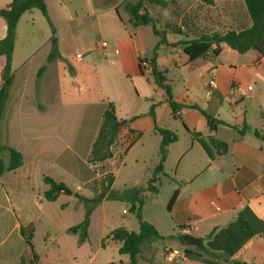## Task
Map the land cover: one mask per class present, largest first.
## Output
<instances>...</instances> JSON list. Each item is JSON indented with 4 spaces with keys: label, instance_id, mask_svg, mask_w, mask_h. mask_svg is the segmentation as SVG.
I'll return each mask as SVG.
<instances>
[{
    "label": "crops",
    "instance_id": "crops-1",
    "mask_svg": "<svg viewBox=\"0 0 264 264\" xmlns=\"http://www.w3.org/2000/svg\"><path fill=\"white\" fill-rule=\"evenodd\" d=\"M12 1L0 0V10ZM126 1L134 0H87L89 10L83 13L74 10L69 0H46L53 28L38 9L25 13L18 23L0 145L8 153L9 149L20 152L24 163L0 176V230L5 232L0 247L12 241L6 253L0 251V264L8 257L14 264L32 259L13 247L14 241L25 243L21 227L33 225L36 230L35 221L20 220L18 215L31 205L45 219L52 209L49 204L70 218L67 232L90 217L88 239L78 245L86 246L93 232H98L100 242L87 264L95 261L100 250H111L107 264H128L129 257L119 254L120 243L107 240L105 247L102 244L116 229L138 232L134 214L136 221L127 219L126 210L121 215L123 203L107 196L88 214L75 195L99 197L106 173L113 174L111 189L118 193L146 187L161 160L162 138L157 128L171 130L178 141L168 147L163 173L156 175L157 193L143 194L142 217L166 240H146L137 264H155L158 254L162 264H169L167 250L187 247L205 248L209 253L200 255V260L187 258L176 264H264V140L254 135L255 131L264 135L263 55L254 50L241 54L223 43L217 58L191 61L184 49L195 35L168 34L167 43L162 44L151 26L131 23L123 6ZM114 5L116 15L107 9ZM96 7L104 10L96 11ZM150 10L159 27L168 22L181 26L182 19L188 18L210 32L237 28L246 19L243 0H168L167 8ZM6 36L7 23L0 16V41ZM66 38L71 49L66 47ZM54 48L57 56L49 62ZM155 49L158 72L171 87L174 101L186 106L178 113L180 118L154 79L149 61ZM5 64L1 56L0 88ZM235 88L239 91L232 96ZM109 104L114 105L118 120L129 123L119 129L112 158L93 164V145ZM153 106L155 118L150 116ZM192 106L227 126L211 134L206 119ZM243 125L250 129L244 135L231 128ZM130 130L136 132L135 137L139 133L132 145ZM194 132L205 139L214 135L228 145L227 154L211 159ZM2 156L8 166L10 154ZM46 177L64 184L72 194L58 193L56 201L48 202ZM175 193L177 198L169 208ZM180 236L201 239L202 246H185ZM54 241L48 234V245Z\"/></svg>",
    "mask_w": 264,
    "mask_h": 264
},
{
    "label": "trees",
    "instance_id": "trees-1",
    "mask_svg": "<svg viewBox=\"0 0 264 264\" xmlns=\"http://www.w3.org/2000/svg\"><path fill=\"white\" fill-rule=\"evenodd\" d=\"M243 2L245 6V18L247 20H242L240 23L241 25H239L237 28L232 27L230 29H224L222 31L220 30L215 32H210L206 27L200 29L196 24L190 23L188 18L184 19L181 26L174 22H168L159 27L156 19L151 14L150 9L167 8L168 0L126 1L124 2L123 6L124 10L131 16V23L134 26H151L154 35L161 38L162 44L167 43L168 34L185 35L190 33L195 35V37L189 43H187V47L184 49V52L189 56L191 61L207 58L209 56L212 58H217L220 55L221 44L223 43L241 54L254 50L259 52L264 57V0H243ZM33 9H38L53 28L49 18L46 0H13L8 7L0 10V16L7 23V36L4 40L0 41V57L4 56L6 58V64L3 71L4 84L0 88V120L4 113L9 88L12 83V58L14 43L16 40L17 26L21 17ZM56 52L57 50L54 48L51 55L49 56V62H52V60L55 59L57 56ZM144 61L145 60H142L141 62L143 63ZM149 63L152 67V73L158 87L164 90L166 93L167 102H169L172 111L175 115H177L178 118H180L178 113L186 106L177 104L174 101L171 87L165 84V77L162 73L158 72L157 49H155ZM43 71L44 70L42 69L40 74H42ZM189 108L198 110L200 114L206 119L211 134H214L219 126H227L224 122L213 118L198 106H192ZM150 116L155 118L154 106L151 108ZM128 123L129 121L118 120L114 105H108V108L103 115V124L101 130L95 144L93 145L90 163H104L112 158V147L115 145L118 139L119 129ZM185 128L187 129L186 126ZM231 128L240 135H244L246 132L250 131L247 125H243L242 127L233 126ZM157 130L162 138L160 145L161 160L155 169L153 178L146 187H134L122 193H118L111 189L114 183L113 174L106 173L100 182L101 195L99 197L91 200L80 195H75L86 205L88 214L92 213L95 205L98 204L102 198H104V196H107L108 200L127 202L131 205L130 211L138 220L139 231L129 232L124 228L116 229L103 239L102 244L105 247L107 240L120 243L119 254L129 257L128 264L138 263V257L142 252V246L146 240H166L165 237L158 233L153 225L144 221L142 217V208L146 202V198L143 194L146 191L157 193L156 187L153 186V183L156 182V175L163 173V165L166 159L168 147L178 141V136L171 130L161 128H157ZM135 134V131H129L130 136H134ZM192 135L198 139L211 159L216 158V156L227 154L228 145L226 143L217 141L214 135L207 137V139H205L203 135L198 132H194ZM254 135L264 140V135L261 133L255 131ZM136 136L139 137V133H137ZM137 137L134 136L130 145H132ZM2 151L3 149L0 145V176L7 172H14L23 166V155L14 149L8 150L10 154V163L8 166H6L2 160ZM44 182L49 186V190L46 191L44 195L48 202L56 201L58 198V192L66 189L64 184L57 183L49 177L44 178ZM176 198L177 193H175L171 199L168 206L169 208L173 206ZM89 227L90 217L87 216L82 223L70 228L69 233L77 235L78 243L83 244L88 239ZM20 234L32 252V259L28 262L25 259H21L20 264H40L39 257L34 251L33 239L35 229L33 225L21 227ZM179 239L185 246H187L190 237L180 236ZM185 252L188 258L194 260H200V255L209 253L205 248L196 247H187ZM233 264L248 263L233 262Z\"/></svg>",
    "mask_w": 264,
    "mask_h": 264
},
{
    "label": "rangeland",
    "instance_id": "rangeland-1",
    "mask_svg": "<svg viewBox=\"0 0 264 264\" xmlns=\"http://www.w3.org/2000/svg\"><path fill=\"white\" fill-rule=\"evenodd\" d=\"M72 4V7L75 9L81 10L83 13H88V2L87 0H69ZM120 1V0H118ZM93 4V2H92ZM117 5L107 7V9H113V13H115V8ZM104 10V8L96 7V11ZM122 12V11H121ZM39 13V12H37ZM42 19H45L46 25H49L48 20L41 14ZM44 17V18H43ZM178 18V17H177ZM185 18L182 19V23ZM199 27V26H198ZM226 28V25L223 26ZM201 28V27H199ZM66 47L71 49L73 45L70 43V39L66 38ZM64 50H66L65 46H63ZM5 156L9 157V153L4 150L3 153ZM3 157V156H2ZM98 170H102L103 168L98 167ZM102 173V172H101ZM6 180H4V184H6ZM98 182H96V188L98 187ZM167 185L165 186V188ZM120 188V185L118 186ZM167 189V188H166ZM165 190H163V195H165ZM164 199V196L160 198V201ZM121 209L120 214L123 212V210H126L128 213L127 219L129 218L132 221H136L134 216L131 214V205L127 202H121ZM100 202L95 205L93 211H96L98 206H100ZM49 206L52 207V209H49L47 216L45 219L39 218L38 210L31 205H27L24 207V211L22 213H19V219L25 220V219H32L35 221V234L33 239V245L35 248V252L39 257L40 264H87L89 260L90 255H94L97 251L98 245H99V234L98 232H93L90 241L84 245L83 247L78 245V238L76 235H73L66 231L65 227L70 223V218L67 216L61 215L57 209L49 204ZM92 211V213H93ZM76 215H74V220L76 218ZM123 215V214H121ZM39 220V221H38ZM4 231L0 230V240L4 236ZM48 234L55 238V241L53 242V245H48ZM13 240V239H11ZM107 242V241H106ZM12 241H9L6 246L0 247V251H3V253H6V248L9 244H11ZM14 249H16V252H19L20 255L25 256L27 258H31V250L30 247L27 246L24 241H20L19 245L17 241H14L13 243ZM146 255V254H145ZM95 261L92 264H107L110 256H111V250L103 251L100 250V252L96 255ZM161 255L158 254L155 264H162L161 263ZM4 264H14V259L11 257H8V259L5 261ZM3 264V263H2Z\"/></svg>",
    "mask_w": 264,
    "mask_h": 264
},
{
    "label": "built area",
    "instance_id": "built-area-1",
    "mask_svg": "<svg viewBox=\"0 0 264 264\" xmlns=\"http://www.w3.org/2000/svg\"><path fill=\"white\" fill-rule=\"evenodd\" d=\"M103 47H107V43H103L102 45ZM77 57H81L80 54L77 55ZM252 88L249 87L248 90H251ZM238 88H235L233 91H232V96H235L236 93L238 92ZM188 257L186 255V252L184 250H179V249H169L166 251V254H165V259L166 261L169 263V264H176V263H179L180 261H184L186 260Z\"/></svg>",
    "mask_w": 264,
    "mask_h": 264
},
{
    "label": "water",
    "instance_id": "water-1",
    "mask_svg": "<svg viewBox=\"0 0 264 264\" xmlns=\"http://www.w3.org/2000/svg\"><path fill=\"white\" fill-rule=\"evenodd\" d=\"M59 194H67V195H71L72 192H70L69 190H61L58 192ZM188 245L189 246H197V247H200L202 246V241L201 239H198V238H190L189 241H188Z\"/></svg>",
    "mask_w": 264,
    "mask_h": 264
}]
</instances>
